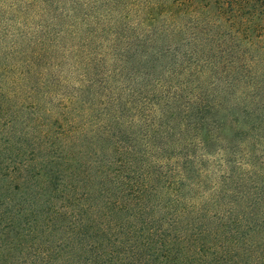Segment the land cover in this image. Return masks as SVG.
<instances>
[{"label":"trees","instance_id":"trees-1","mask_svg":"<svg viewBox=\"0 0 264 264\" xmlns=\"http://www.w3.org/2000/svg\"><path fill=\"white\" fill-rule=\"evenodd\" d=\"M263 169L264 0H0V264H264Z\"/></svg>","mask_w":264,"mask_h":264},{"label":"rangeland","instance_id":"rangeland-1","mask_svg":"<svg viewBox=\"0 0 264 264\" xmlns=\"http://www.w3.org/2000/svg\"><path fill=\"white\" fill-rule=\"evenodd\" d=\"M263 171H264V169H263ZM206 173H204V175H205ZM209 174V173H208ZM210 176H211V174H209ZM213 179H215V176L213 175L210 179H208L207 180V182H206V186H211V183L213 182ZM162 189L163 188H161L160 187V190L157 192L158 194H159V196H160V199L162 200V203L160 204V206H162L163 204H165L166 202L164 201L165 199V197L163 196V194H164V191H162ZM202 189H203V187H202ZM109 190H110V188H109ZM200 190H201V188H200ZM195 192V191H194ZM122 199H123V201H122ZM121 201H122V203H123V205L125 204V205H128L129 207H130V204L127 202V196L125 195V194H123L122 196H121ZM120 201V202H121ZM164 201V202H163ZM229 205V203L227 202L224 206H221L219 203L217 204V202H216V200L214 199V205H213V208L214 207H221V208H219V209H216L214 212H220V213H222L223 212V209L222 208H225L226 206H228ZM134 206V202H132V204H131V207H133ZM210 206L212 207V201H210ZM212 209V208H211ZM211 209L209 210V213L210 214H212V212L213 211H211ZM214 210V209H213ZM147 212H148V210H146ZM125 214H128V219H125L126 220V222L129 224L130 222H132V221H135V217H136V214H138L137 213V211L135 210V209H133V208H129L128 210H126V211H124V212H122L121 214H116L115 215V217L118 219V220H120V218H123V216L125 215ZM145 215H146V213H144V215H143V217H145ZM156 215L157 216H159V214L158 213H156ZM138 217H140V215L138 214ZM177 218H182V217H180V216H177ZM181 221H183L184 223H185V220H184V218H182L181 220H180V222ZM221 229H219V230H216L215 228H213V233H217V235H218V237H217V239H222L221 238ZM256 239L259 241V243L261 244V245H263L264 244V235H262V234H260V235H257L256 236ZM256 246H257V243H256ZM262 249L264 250V248H261L260 250H256V255L257 254H260L261 253V251H262Z\"/></svg>","mask_w":264,"mask_h":264}]
</instances>
